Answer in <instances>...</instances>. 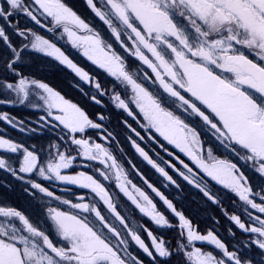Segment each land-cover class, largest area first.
<instances>
[{"label":"snow or ice","instance_id":"obj_1","mask_svg":"<svg viewBox=\"0 0 264 264\" xmlns=\"http://www.w3.org/2000/svg\"><path fill=\"white\" fill-rule=\"evenodd\" d=\"M33 2L38 6L37 11L52 18L54 26L62 27L73 47L82 49L83 54L94 64L131 87L134 93L131 102L147 122L142 127L147 130L154 129L168 144L174 145L188 156L208 177L230 189L252 209L264 213V203H256L251 198L260 194L253 193L247 177L235 163L216 158L211 149H208L206 157L202 155L200 133L196 127L186 122L184 116L187 114L189 117L199 118L217 140L231 147L241 159L251 161L255 170L264 176V0H106L107 10L97 7L95 0H86L87 5L108 26L121 47L151 69L155 82L167 94V99L153 94L138 83L112 45L63 0ZM19 12L29 16L37 24L40 23L34 10L27 5V0H3L0 3V40L12 48L15 55V60L7 64L13 72L15 61L21 59V53L13 48L3 25L13 27L11 18ZM17 32L19 36L28 38L24 30L17 29ZM32 36V49L55 56L81 80L92 83L88 72L78 67L55 44L34 33ZM123 36L131 42L130 46L125 44ZM24 47L27 48L28 45ZM146 78L150 79L147 76ZM0 86L14 92L20 104L28 101L32 86L42 90L44 94L39 98L47 107L48 116L68 131L71 145L76 146L78 154L86 160L98 161L109 170L97 169L99 176L109 180L110 173L114 175L119 190L141 213L148 216L158 227H174L157 210V205L149 195L128 179L127 173L107 147L101 143L90 142V138L76 137L75 134H83L86 129L102 127L90 119L77 104L65 99L47 83L28 80L23 76L18 82H0ZM95 88L100 90L101 85L97 82ZM103 94L101 91L100 95ZM91 99L96 104L101 103L96 95ZM113 100L118 108L133 116L129 104L119 94L114 95ZM53 110L58 114H54ZM103 118L99 117L101 120ZM0 120L16 126L15 119L6 113L0 114ZM132 131L141 140L144 139L135 129ZM132 143L148 164L167 181L176 184L169 172L153 160L144 148L136 141ZM0 149L11 153L23 150L19 172L32 173L38 168L37 153L23 148L11 139L0 137ZM75 158L57 148L56 158L49 160L46 167L40 166L39 175L47 180L55 179L90 189L116 220L127 227L124 217L113 203L112 196L99 179L86 172L62 174V170L70 168ZM179 162L188 173L176 169L179 175L189 184L200 188L209 200L216 202L209 191L201 187L193 168L183 160ZM169 167L176 168L174 164H169ZM4 168L16 175V171L6 160L0 159V169ZM145 183L178 218L181 237L185 236L186 231V243L177 242L175 249L152 231L146 230L150 245L136 232L129 231L132 241L152 258L154 264H171L174 255L181 257L178 264H253L252 259L241 255L239 250L230 251L226 243L213 231L202 234L194 229L191 221L177 211L171 200L147 180ZM31 187L49 197L54 195L38 183H32ZM261 200L264 201V196H261ZM63 203L70 204L73 209H79L83 213H94L95 222L89 221L86 216L82 218L69 212L49 209L55 234L61 241L66 242L62 244L55 243L49 234L34 226L20 211L0 207V217L4 218L0 222V264H129V259L131 264H143L131 254H128L129 259L120 255L119 245H126L127 242L95 204L72 203L69 200H64ZM248 215L253 221L251 226L246 225L239 215H231L230 220L243 232L255 235L256 239L251 243L264 254V218L252 217L251 213ZM14 220H18L22 227H18ZM105 229L118 240L115 247L110 237L105 234ZM197 241L213 245L222 257L194 246Z\"/></svg>","mask_w":264,"mask_h":264},{"label":"flooded vegetation","instance_id":"obj_2","mask_svg":"<svg viewBox=\"0 0 264 264\" xmlns=\"http://www.w3.org/2000/svg\"><path fill=\"white\" fill-rule=\"evenodd\" d=\"M2 2L3 0H0V3ZM63 2L71 8L75 7L72 10L74 11L76 9L75 12H78V15L84 21L87 20L86 23L103 37L101 32L103 23L99 21V18H96V14L93 11H90L92 9L87 5L86 0H63ZM95 3L101 9L107 8L106 0H95ZM27 5L34 10V14L40 23L37 24L26 14L19 12L11 18L13 27L3 25L6 27L13 48L20 51L21 59L15 61V72L9 69L7 64L15 60V55L12 48H9L7 44L0 40V82H18L19 78L23 76L28 80L47 83L55 91L64 96L65 99L69 100L70 71L67 65L62 63L54 64L55 58L43 52H40L42 56L30 53L29 60H31L32 64L23 65V57L26 54L24 45H28L33 39L32 33L41 37H58L61 39L62 45H64L65 37H68L63 32L62 27L54 26L51 17L36 10L38 6L34 4L33 0H27ZM97 26H99L100 30L96 28ZM17 29L24 30L28 34V38L25 39L19 36ZM130 44L131 42L128 41L129 46ZM144 51L149 58H152L147 50ZM47 59H50V61ZM38 60L42 64L37 62ZM127 63L128 71L134 74V78L137 79L138 83H141L149 91L153 92V94L167 99V94L163 93L158 82H155V76L152 74L151 69L129 51H127ZM88 74L92 80H98L97 75L91 74L90 72ZM146 76L150 77V79L146 78ZM29 91L28 101L20 104L14 92L0 86V114H8L15 119L16 123V126H13L7 121L0 120V137L11 139L13 142L22 145L23 148L36 152L39 157L38 168L40 166L46 167L49 160L56 158L57 148L61 152L76 157L70 168L62 170V174L74 175L79 172H86L99 179L112 196L113 203L116 205L117 211L124 217L127 227L116 220L115 216L107 209V206L90 189L81 188L78 185L66 184L55 179H44L39 175L38 168L32 173L19 172V167L23 160L22 149L17 153L0 149V159H5L7 164L16 171V175H13L8 168L0 169V207L14 208L20 211L34 226L49 234L55 243L62 244L66 242L61 241L55 234L52 228L49 209L69 212L79 215L82 218L86 216L89 221L95 222L94 213H83L79 209H73L70 204H64L63 201L69 200L72 203L95 204L102 215L106 217L107 221L113 224L121 233V238L127 242L126 245H119L118 251L120 255L129 259L128 254H131V256L141 260L143 264H154L152 258L148 257L132 241L129 231L136 232L149 245L151 241L147 236L146 230L152 231L154 235L170 243L173 249L176 248L177 242L186 243V231L185 236L181 237L178 218L147 187L145 183V180H147L148 183H151L167 199L172 201L177 211L182 212L191 221L194 229H197L202 234H206L207 231L211 230L218 238L226 243L230 251L239 250L241 255L251 258L253 264H264V254H262L256 245L251 243L252 240L256 239L255 235L243 232L230 220L231 215H239L246 225L251 226L253 221L249 218L248 213H251L252 217L260 216L261 218H264V213H259L257 210L252 209L249 205L241 201L230 189L225 188L215 180H212L211 177H208L193 164L188 156L180 152L174 145L168 144L154 129L147 130L142 127L147 122L144 120L143 114L140 113L136 105L131 102L134 93L130 86L128 88L131 97L129 108L133 112V116H128L124 125L122 122V126L120 127V124L115 123V121L101 122L102 120L98 119L100 121L99 124L102 126L101 128H89L86 129L85 133L75 135L77 138H90V142L101 143L104 147H107L127 173L128 179L145 191L157 205V210L162 212L171 221L174 225L171 228L158 227L148 216L141 213L119 190L114 175L110 173L109 180H104L103 177H100L97 169L109 170L105 169L104 165L98 161H89L80 156L76 146L71 145V137L68 135V131L62 125L55 122L52 117L48 116V109L39 98L40 95L44 94L42 90L32 86ZM88 100L85 97L84 101L88 102ZM100 104L102 105L103 101ZM35 105L44 106L45 108L37 110L31 108ZM100 116L106 117L104 114H100ZM184 116L186 122L196 127L200 133V140L203 147L202 155L206 157L208 149H211L213 156L216 158L230 160L235 163L247 177L248 184L252 187L253 193L260 194L253 195L251 198L256 203H264L261 200V196H264V176L255 170L253 163L241 159L236 152L232 151L231 147H227L217 140L212 131L203 125V122L199 118L195 116L189 117L187 114H184ZM132 129L139 132L144 139L141 140L140 137L136 136ZM108 133L112 135L109 136ZM132 141H136L137 144L148 152L153 160L160 164L161 167H164L176 181V184L167 181L148 164L135 150ZM54 145L56 147H53ZM169 153L172 155H169ZM180 160H183L193 168V171L197 173L196 179L201 182V187L206 188L215 198L216 202L209 200L208 197L204 196L200 188H197L195 184H189L179 175L176 169L188 174L187 170L180 164ZM169 164H174L176 168L169 167ZM32 183L40 184L42 187L53 192L54 195L49 197L45 193H41L38 189H33L31 187ZM129 188H131L130 185ZM80 197L84 199L81 200ZM197 201L200 202L197 203ZM3 220L4 218L0 217V222ZM13 222L18 227H22L18 220H14ZM96 223L97 227H99L98 222ZM104 232L110 237L111 243L115 247L118 244V240L114 236H111L106 229ZM24 234L27 235V233ZM194 246L201 247L206 252H213L218 257H222L219 250L206 242L197 241L194 242ZM190 248L191 246H189V250ZM180 259L181 257L179 255H174L171 258V264H178ZM129 264H131L130 259Z\"/></svg>","mask_w":264,"mask_h":264},{"label":"rangeland","instance_id":"obj_3","mask_svg":"<svg viewBox=\"0 0 264 264\" xmlns=\"http://www.w3.org/2000/svg\"><path fill=\"white\" fill-rule=\"evenodd\" d=\"M102 10H107V8H102ZM96 18H99V17L96 16ZM99 21L103 23V29L101 31L102 34H103V37L102 38L107 43L111 44L113 50L116 51L124 59L125 66H126V69H127V67H128V63H127V51H125V49L123 47H121L120 42L116 41L115 37L112 35L111 30L108 28V26L102 20H100V18H99ZM117 26L119 27V24L118 23H117ZM96 28L99 29V26H97ZM122 38H123L125 44L128 45L127 37L126 36H123ZM66 44L69 45V58L75 64H77L78 67H81L82 69H84V71L90 72L91 74H95V75L98 76V80L97 81L92 80V83H88V82H85V81L81 80L80 77H78L70 69V80L73 83V87L76 88V89H80L81 92L84 93V95L87 97V99L88 98L91 99V97L93 95H96L98 99H100L101 101H103V104L101 105V107H103V109H106L109 112L114 113V115L113 114H111V115L114 117L115 123L120 124V127L122 126V122H123V125H124L125 122L127 121V117L129 115H128V113L125 110L120 109V108H118L116 106V103L113 100V96L116 95V94H119L121 96V98L124 99L126 101V103H128L130 105V98L131 97H130L129 91H128L129 85H127L126 83H123V82L117 80L115 77L111 76L104 69H102L98 65L94 64L91 60H89L83 54V50L82 49L77 48V47H73V45H72V43L70 41L68 43H66ZM55 45H56V47H58V48L61 49V46L59 44L55 43ZM27 49H32V48L30 46V48H27ZM65 55H67V54L65 53ZM78 55L80 57H82V58L86 57L88 59L89 64L91 66H88L89 65L88 64V61L86 63H83V62L78 63L75 60H73L72 56L73 57L74 56L75 57H78ZM37 62L41 63L40 60H38ZM57 62L60 63L59 60H57ZM55 63H56V60H55ZM97 82L101 85V89L100 90H97L95 88V83H97ZM101 91L104 93L103 95H100V92ZM68 101H70L72 103H75V102H73L71 100H68ZM75 104H77V103H75ZM77 106L80 107L78 104H77ZM31 108L37 110V109L45 108V107L44 106L35 105V106H32ZM53 112H54V114H58V113H55V110H53ZM55 122L59 123L58 121H55Z\"/></svg>","mask_w":264,"mask_h":264},{"label":"trees","instance_id":"obj_4","mask_svg":"<svg viewBox=\"0 0 264 264\" xmlns=\"http://www.w3.org/2000/svg\"><path fill=\"white\" fill-rule=\"evenodd\" d=\"M69 89H70L71 93L74 92L75 96H79L80 95V92L77 91L76 89H74L72 86H70Z\"/></svg>","mask_w":264,"mask_h":264},{"label":"bare ground","instance_id":"obj_5","mask_svg":"<svg viewBox=\"0 0 264 264\" xmlns=\"http://www.w3.org/2000/svg\"><path fill=\"white\" fill-rule=\"evenodd\" d=\"M76 3H77V2H76ZM79 5H80V4H79ZM79 5H78V6H79ZM78 6H77V8H78ZM74 8H75V7H74ZM74 8H72V9H74ZM85 8H86V7H85ZM87 9H88V8H87ZM75 10H76V9H75ZM75 10H74V11H75ZM90 11H91V10H90ZM81 12H83V11H81ZM83 13H84V12H83ZM79 16H80V15H79ZM83 18H84V17H83ZM86 21H87V20H85V22H86ZM198 202H200V201H197V203H198ZM229 208H230V207H229Z\"/></svg>","mask_w":264,"mask_h":264}]
</instances>
